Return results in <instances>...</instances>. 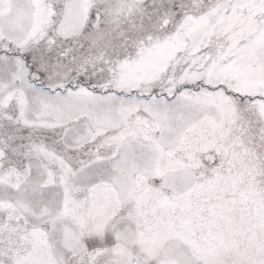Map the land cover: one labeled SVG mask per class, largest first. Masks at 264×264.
I'll return each instance as SVG.
<instances>
[{"label": "snow or ice", "instance_id": "6c2138e0", "mask_svg": "<svg viewBox=\"0 0 264 264\" xmlns=\"http://www.w3.org/2000/svg\"><path fill=\"white\" fill-rule=\"evenodd\" d=\"M0 264H264V0H0Z\"/></svg>", "mask_w": 264, "mask_h": 264}]
</instances>
